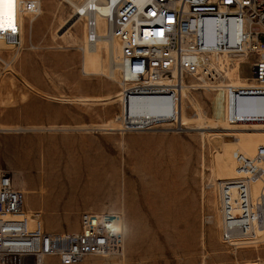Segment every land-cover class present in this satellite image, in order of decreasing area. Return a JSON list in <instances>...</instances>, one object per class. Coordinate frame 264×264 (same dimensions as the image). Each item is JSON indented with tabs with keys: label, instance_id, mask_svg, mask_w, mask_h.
Instances as JSON below:
<instances>
[{
	"label": "rangeland",
	"instance_id": "1",
	"mask_svg": "<svg viewBox=\"0 0 264 264\" xmlns=\"http://www.w3.org/2000/svg\"><path fill=\"white\" fill-rule=\"evenodd\" d=\"M41 10L34 22L26 17L20 50L7 46L1 54L10 62L15 52L20 53L10 70L0 61V75L13 76L0 89V171L22 172L26 207L41 212L45 230L74 232L80 229L85 212H115L124 218L123 254L89 256L81 264H264V235L259 237L261 242L237 250L222 240L216 181V157L222 144L213 134H223L228 141L232 136L226 128L250 125L228 123L230 105L223 85H254V56L241 62L240 78L228 74L233 67L219 84L199 76L186 78L189 84L204 85L188 90L191 100H198L204 110V128H197L200 120L184 96V131L167 126L122 131L118 118L123 101L117 95L133 83L124 84L119 72L115 77L107 72L84 73L87 20L74 24L75 9L66 0H41ZM261 40L264 42V35ZM111 126L116 129L110 130ZM18 143L51 146L49 157L58 155L66 145L84 149L87 155L74 156L95 170L82 176L92 184L84 191L43 193L41 177L31 180L39 167L29 161L33 155L5 152ZM38 156L41 163L43 154ZM43 264L62 263L51 257Z\"/></svg>",
	"mask_w": 264,
	"mask_h": 264
},
{
	"label": "built area",
	"instance_id": "2",
	"mask_svg": "<svg viewBox=\"0 0 264 264\" xmlns=\"http://www.w3.org/2000/svg\"><path fill=\"white\" fill-rule=\"evenodd\" d=\"M4 15L0 42L17 51L23 45L25 18L38 14L41 0H12ZM112 33L121 42L124 87L121 95L142 94L157 99L158 113L136 118L119 117L120 130L139 131L167 126L182 132V81L199 76L211 83L226 78L227 70L247 56L254 85L224 84L230 125H264V107L239 113L242 100L264 99V0H106ZM95 11V8H92ZM96 20H87L88 40L97 37ZM5 70L11 61L1 58ZM243 63V62H242ZM241 63V65H242ZM123 101V100H122ZM126 104V103H125ZM124 105V102H123ZM264 106V105H263ZM236 175L222 187V240L234 250L264 231V144L253 156L235 153ZM261 186L257 194L252 184ZM23 174L0 171V264H43L51 257L62 264H81L89 256L123 254L124 218L115 212H85L74 232L45 230L40 211L26 207ZM122 226V230L120 228ZM246 264H258L250 261Z\"/></svg>",
	"mask_w": 264,
	"mask_h": 264
},
{
	"label": "bare ground",
	"instance_id": "3",
	"mask_svg": "<svg viewBox=\"0 0 264 264\" xmlns=\"http://www.w3.org/2000/svg\"><path fill=\"white\" fill-rule=\"evenodd\" d=\"M66 1L71 6H73V8L75 9V12H74L75 15L73 18L74 24H76L81 19L89 20L90 18L92 19L94 18L97 23L96 30H97L98 35L94 42H90L88 40L89 33H88L87 27H86L87 30H85L86 35L84 33L85 35L84 37L85 44L83 47V52L85 54L84 64H83L84 73H86V75L87 74L98 75V74H103L107 72L108 75L115 77L116 73L119 72L122 77L121 80L123 81L122 64H121V59H120L121 42L119 38L112 33L110 24L106 18V16L110 14V8L107 5L108 2H106V0H83L82 2H77L75 0H66ZM92 8H95L96 10L93 11ZM9 10L13 11V1L12 0H0V26H5L4 15ZM41 12L42 10H40L38 14H40ZM38 14H28V16H30L32 22H34L36 19L35 16H37ZM24 37H25V29L23 32V40H24ZM72 42H75V40ZM7 46H10V45L6 44L3 41L0 42V49L5 50ZM19 54L20 53L18 52L14 53L12 59L10 60L12 64L17 60ZM247 58H249V56L244 57L242 58L240 62H237L235 67L232 68L233 71H230V73H228L231 75L230 77L232 78L241 77L240 76L241 75L240 74L241 62H245ZM11 77L13 76H10V74H7L5 78H3L2 75H0V89L4 88L5 83L7 81L8 82L12 81ZM87 77L89 78V75ZM199 79L205 81L203 77H200ZM249 85H252V84H250L249 82L248 83L245 82V83H242V85L240 86H249ZM197 86H204V85H200L198 83L189 84L185 81V79L182 81V121L186 119L184 103H183L184 96H186L190 100V103L193 105V109H195L198 119L200 120V123L197 126V128H204V125H202L203 123L202 119L205 116L204 110L201 107L200 102L198 100L192 101L188 94L189 88L197 87ZM7 92L10 93L9 91ZM121 93L122 92H120L117 96H120ZM121 99L124 102L122 116L125 113V105H126V112L128 114L130 113L132 117H136V118L154 116L158 113L157 99H155L154 97H149V96L142 95V94H132L129 96L127 95L126 98L121 97ZM255 99L256 98H248L247 96L246 99L242 100L243 102H241L239 113L248 116L250 111L254 112V110L256 109L262 110L264 107L263 106L264 99L259 98L258 99L259 101L257 103L252 104L253 100ZM3 100L4 98L2 99V101ZM83 100H86V99H83ZM221 113H222V110L218 112L219 115H221ZM224 113L227 118V113L226 112ZM183 125H184V122H183ZM108 128L110 130L116 129V127L114 126H111ZM18 129L24 130L25 128L20 127ZM226 129L228 130L227 133L232 136V138L228 141H225V137H223V134L213 133V131H211L213 134H215V136L216 135L219 136L218 141L222 144V149L220 153L217 154V157H216L217 158L216 166H217V171H218V176H219L216 181L218 184L217 186L219 188L218 192L220 194L219 196L221 199V202H220L221 204H222V198H223L222 187L224 185V180H225L224 177H228L230 175H233L234 173L236 175L237 161L235 159V153L240 152L247 156H253L256 152L257 146L259 144H264V125L250 124L248 127L226 128ZM50 147L51 146L38 147L36 145L23 146L21 143H18V144H15L7 148L5 152H12V153H17V152L23 153L24 152L29 155H33V157L29 159V161L35 162L36 164H38L39 167L36 169V172L31 177V180H34V178L39 177V176L41 177L42 182L44 183L43 193L46 191L47 192L50 191V192H54L57 194H63L65 192L73 191L77 188H80L82 189V191H84L88 186L92 184L91 181L84 180L82 176L85 171H87L85 173L93 174L95 170L89 169L86 163H85V166H83L81 162L79 161L80 159L75 158L74 156L77 153L78 154L82 153L83 155H87V152L84 149L81 151L79 148H77V146L66 145V146H62L58 155L49 157L48 155L50 153V149H51ZM40 153L43 154V160L41 163L39 161V156H38ZM71 156H74V157H71ZM65 160H68V163L63 164ZM40 168H41V172L39 171ZM251 187H252L254 194H257L261 189L260 184L257 182L253 183ZM27 193H33V191H28ZM120 228L122 230V226H120ZM263 235H264V231L262 232L258 231L257 235L255 237H252L254 240H252L251 242L262 241L264 238L262 239L259 237H262ZM116 262L114 264H116ZM257 263L261 264L260 262H257ZM107 264H110V263H107Z\"/></svg>",
	"mask_w": 264,
	"mask_h": 264
},
{
	"label": "water",
	"instance_id": "4",
	"mask_svg": "<svg viewBox=\"0 0 264 264\" xmlns=\"http://www.w3.org/2000/svg\"><path fill=\"white\" fill-rule=\"evenodd\" d=\"M72 22H69L66 27L64 28V30H66V28H68L71 25Z\"/></svg>",
	"mask_w": 264,
	"mask_h": 264
},
{
	"label": "crops",
	"instance_id": "5",
	"mask_svg": "<svg viewBox=\"0 0 264 264\" xmlns=\"http://www.w3.org/2000/svg\"><path fill=\"white\" fill-rule=\"evenodd\" d=\"M32 210V209H31Z\"/></svg>",
	"mask_w": 264,
	"mask_h": 264
}]
</instances>
